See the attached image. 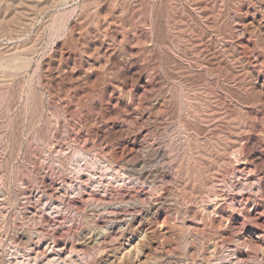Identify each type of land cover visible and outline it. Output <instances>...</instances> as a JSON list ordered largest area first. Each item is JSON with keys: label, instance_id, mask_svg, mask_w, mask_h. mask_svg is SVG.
Returning <instances> with one entry per match:
<instances>
[{"label": "rangeland", "instance_id": "rangeland-1", "mask_svg": "<svg viewBox=\"0 0 264 264\" xmlns=\"http://www.w3.org/2000/svg\"><path fill=\"white\" fill-rule=\"evenodd\" d=\"M263 249L264 0H0V264Z\"/></svg>", "mask_w": 264, "mask_h": 264}, {"label": "bare ground", "instance_id": "bare-ground-1", "mask_svg": "<svg viewBox=\"0 0 264 264\" xmlns=\"http://www.w3.org/2000/svg\"><path fill=\"white\" fill-rule=\"evenodd\" d=\"M149 213H150V212H149ZM151 214H152V213H151ZM125 221H126V220H125ZM126 225H127V224H126ZM105 230H106V229H105ZM106 231H107V230H106ZM102 232H103V234L106 233V232L104 233V230H103V231L101 230V233H102ZM117 232H118V231H117ZM97 233H100V232H97ZM107 234H109V233H107ZM113 234H114V233H113ZM96 235H97V234H96ZM98 235H99V234H98ZM98 235H97V236H98ZM105 235H106V234H105ZM97 236H96V238H97ZM101 236H102V235H101ZM103 236H104V235H103ZM104 237L106 238V236H104ZM104 237H103V238H104ZM107 237H108V235H107ZM100 239H102V237H101ZM104 240H105V239H104ZM64 247H65V246H64ZM62 248H63V247H62ZM71 248H72V247H71ZM71 248H70V249H71ZM261 248H262V247H261ZM60 249H61V248H60ZM63 249H64V248H63ZM63 249H61V250H63ZM129 249H130V248H129ZM263 250H264V249H263ZM38 251H39V250H38ZM74 251H75V249H74L73 251H69V253H70V252H74ZM77 251L79 252V250H77ZM84 252H85V251H84ZM130 252H131V251H130ZM130 252H129V251H127V252L125 251V253H130ZM36 253H37V252H36ZM59 253H62V251L59 252ZM37 254H39V253H37ZM63 254H65V253H63ZM71 254H72V253H71ZM123 254H124V253H123ZM39 255H40V254H39ZM128 255H129V254H128ZM128 255H125V256H128ZM263 255H264V254H263ZM121 256H122V255H121ZM46 257H47V256H46ZM116 257H117V256H116ZM116 257H114V258H116ZM125 258H126V257H125ZM122 259H123V258H122ZM49 260H50V259H49ZM106 260H107V259H106ZM114 260H115V259H114ZM114 260H112V262H113ZM118 260H119V259H118ZM116 261H117V260H116ZM240 261H241V260H240ZM240 261H239V262H240ZM243 261H244V260H243ZM109 262H110V261H109ZM110 263H111V262H110ZM115 263H116V262H115ZM117 263H118V261H117ZM112 264H113V263H112Z\"/></svg>", "mask_w": 264, "mask_h": 264}]
</instances>
